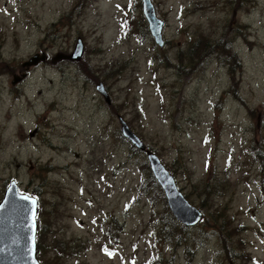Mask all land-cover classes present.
<instances>
[{
	"label": "rangeland",
	"instance_id": "rangeland-1",
	"mask_svg": "<svg viewBox=\"0 0 264 264\" xmlns=\"http://www.w3.org/2000/svg\"><path fill=\"white\" fill-rule=\"evenodd\" d=\"M152 2L162 46L141 0H0V201L12 180L40 201L43 264H264V0ZM120 116L205 220L167 229Z\"/></svg>",
	"mask_w": 264,
	"mask_h": 264
},
{
	"label": "water",
	"instance_id": "water-1",
	"mask_svg": "<svg viewBox=\"0 0 264 264\" xmlns=\"http://www.w3.org/2000/svg\"><path fill=\"white\" fill-rule=\"evenodd\" d=\"M141 3L149 32L155 43L162 46L164 43L162 35L163 20L157 16L152 0H141ZM83 50L82 38L77 37L74 48L70 53L58 52L52 61L58 59L78 61L83 54ZM46 58V52H38L23 61L21 66L28 69L42 61L45 62ZM25 76L26 72H21L20 75L14 74L11 82L16 83ZM95 89L109 102L108 92L102 82H98ZM119 122L122 136L145 153L151 173L162 188L173 216L185 226L195 225L202 218L201 211L188 202L177 188L174 177L166 169L157 154L147 148L144 141L129 127L124 118L120 116ZM24 197H28V199H24ZM33 198L35 199L34 209ZM0 205H3L0 208V264H43L36 257V198L20 192L17 183L12 180L5 190ZM33 210L35 211V217L32 216Z\"/></svg>",
	"mask_w": 264,
	"mask_h": 264
},
{
	"label": "trees",
	"instance_id": "trees-1",
	"mask_svg": "<svg viewBox=\"0 0 264 264\" xmlns=\"http://www.w3.org/2000/svg\"><path fill=\"white\" fill-rule=\"evenodd\" d=\"M142 18H143V21L145 22V26H146V20H145V18H144V16L142 15ZM146 30H147V33H149L148 32V28H147V26H146ZM148 147V146H147ZM149 149H151L150 147H148ZM134 149H135V151L136 152H142V151H140V150H138V149H136L135 147H134ZM151 150H153V149H151ZM154 152H155V150H153ZM143 153V152H142ZM255 158L257 159V162H259L260 163V167H261V174H262V177L264 176V142L258 147V149L255 151ZM147 173H148V179H149V182H151V183H153L154 185H156V187H159V184L157 183V181L155 180V178L153 177V175L151 174V172H149V171H147ZM160 188V187H159ZM160 192H161V188H160ZM162 193V192H161ZM185 196V195H184ZM186 197V196H185ZM206 197V196H205ZM206 199V198H205ZM38 202V201H37ZM205 200H204V198L199 202L200 203V205L199 206H197L198 208H205ZM40 201H39V204H38V207H40ZM167 218H166V225L165 226H167V229H169L170 227H174L175 225L174 224H171V223H168V219L169 220H171L172 222H174L175 224H178V222L176 221V218L173 216V215H171V213L169 212V213H167ZM206 218H205V216H203L202 217V219L200 220V221H202V220H205ZM224 222L226 223L225 225H230L228 228L229 229H226V226L224 225ZM188 227H190V226H188ZM219 227H220V233L221 232H223V231H225V232H227V231H230V230H239L238 229V227H236V226H232L231 225V223L228 221V217L226 216V215H222V219H221V221H220V223H219ZM191 228V227H190ZM190 229H188V230H185L186 232H188ZM223 230V231H222ZM179 237V236H178ZM201 237H202V234H201ZM38 217H37V240H36V256H37V253H38ZM187 242V241H186ZM241 253H243L242 254V256H245L248 260H250V257H248L247 256V254H245V252H241ZM193 257H194V252H192L191 253V255H190V260H192L193 259ZM253 261V260H252ZM232 263V262H231Z\"/></svg>",
	"mask_w": 264,
	"mask_h": 264
},
{
	"label": "snow or ice",
	"instance_id": "snow-or-ice-1",
	"mask_svg": "<svg viewBox=\"0 0 264 264\" xmlns=\"http://www.w3.org/2000/svg\"><path fill=\"white\" fill-rule=\"evenodd\" d=\"M24 199H28V197H24ZM32 204H33V209H34V206H35V199L33 198L32 200ZM3 205H0V208H2ZM32 216L35 217V211L33 210L32 211ZM109 255H111V253H109Z\"/></svg>",
	"mask_w": 264,
	"mask_h": 264
}]
</instances>
